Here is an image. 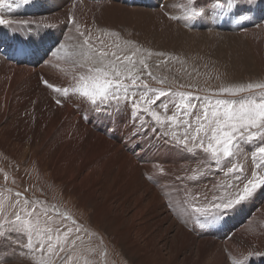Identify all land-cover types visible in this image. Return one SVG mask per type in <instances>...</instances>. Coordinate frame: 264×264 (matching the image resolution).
Wrapping results in <instances>:
<instances>
[{"label": "rangeland", "instance_id": "1", "mask_svg": "<svg viewBox=\"0 0 264 264\" xmlns=\"http://www.w3.org/2000/svg\"><path fill=\"white\" fill-rule=\"evenodd\" d=\"M204 1L210 5L208 0ZM259 3L263 5L264 1L257 0L253 5L258 6ZM76 13L77 11L73 10V16H76ZM0 15L9 21L17 17L7 13V9L0 11ZM163 16L165 19L175 20L171 23L180 25L179 28L183 29L180 32L192 33L195 36L190 37L187 42L186 38L183 40L168 38V41L174 43H168L166 46L163 43L152 44L148 40L145 43L141 42L137 38L139 33L136 32L140 26L153 27L158 31L151 35L157 41L163 40V37L158 34L167 31L166 28L172 29L161 22H152L148 16L139 17V19L135 16L130 18L135 19L133 23L128 22L129 25H137L135 31L133 27L126 31L124 30L126 26L115 28L101 26L109 30L108 35L111 34L110 36L96 32L99 30V25L95 24L93 26L95 27L94 35L88 38L85 35L80 37L81 47L79 50V47L74 50V60L72 63L65 60L63 67L76 71L75 78L81 83L80 77H77L78 71L100 66L98 63L101 59L100 53L102 51L106 53L107 55L103 57L105 64L115 65L117 70L121 71L120 77L117 78L110 72L107 79L112 82L113 88L118 87L117 80H119L129 89L128 99L123 98L124 89H119L120 109H117L115 101L111 102L110 125L118 122L121 114L124 115L125 129L132 127L131 121L137 124L138 119L139 125H143L142 128L139 126L141 130L149 135H146L149 139L142 142L145 148L152 147L154 150L157 147L159 154L163 153L172 158L177 157L174 150H180L179 163L169 161L166 163L163 160L166 164L161 168L162 174L158 176L154 175V171L159 167L138 166L139 175L144 177L146 173L152 174L154 179L151 180L159 182L160 187H153L158 195L155 206H148L144 209L134 219V222L142 229V233L143 231L146 233L145 238L153 242L155 249L167 258V249L164 248L165 241L168 240L167 243H169L174 239L173 230L179 226L176 223L178 220L174 221V219L179 214H185L184 210H189L183 204V200L185 201L181 192L184 188L183 179L187 181L186 186L189 185V187L186 189L191 193V195L186 194L187 196H192L194 200H200L201 196H205L203 202L212 207L223 199L235 197L238 191H242L247 180L253 179V173L257 176L264 174L261 171V168H264V161L260 159L261 154L253 155L255 149L264 144V139L255 138L250 143L242 144L237 156L222 158L220 165H217L210 158V154L204 153L200 147L195 149L194 154L182 150L186 135L189 148L192 147L193 135H197L198 139L203 138L204 146H207L208 137L203 131L197 133L196 129L198 125L207 127V120L212 118L211 105H214L217 99L231 101L235 105L241 99L250 96L260 98L264 95V89L260 88L236 96L221 92L224 87L264 84V32L258 31L256 27L250 32L247 31L245 38H240L229 45L225 42V38L239 37L238 34L241 32L229 28L211 31L207 35V30L199 31L200 29L196 28L203 22L199 20L197 23H192L189 18H186L188 15L185 10H179L177 14V10L175 12L170 9V12H166ZM79 22L93 21L79 19ZM183 27L195 32L185 30ZM78 31L81 32L80 28ZM83 37L87 40L83 41ZM147 42L150 45L146 44ZM58 51L59 48L56 53ZM79 55L83 56L82 59ZM3 66L0 63V69ZM129 77L136 79V85L132 84ZM144 85L152 90L149 95L154 96L159 90H165L168 93V96L161 97V100L168 104L167 109L157 107L160 101H157V104H148L147 97L141 103L140 109H133L132 103L139 97L133 96L131 90L143 88ZM205 100L210 101V104H205ZM173 102L178 104V107H174ZM189 104L192 107H189ZM145 107L149 109L148 112H144ZM152 111L161 117L162 124L154 119L151 115ZM10 113L19 118L14 107ZM174 114L175 121L167 119ZM197 115L200 116L199 120L195 119ZM20 119L23 122L12 125L8 133L5 132L7 124L0 126V264H135V260L132 261L124 252L123 247H120L122 244L114 245L112 241L115 236L112 220L115 217L114 212L105 205L93 207L91 204L81 203L83 199L90 201L91 181H94L99 168L104 175H107L113 172L114 163L108 161L106 167L92 168L82 178L75 179L74 162L72 160L67 162L63 160V155H56L52 152L57 148H53L50 153H45L44 157L41 155L43 149L40 147L35 151L28 147L21 149L20 141L23 137L14 127L26 126L27 121L25 118ZM120 123L118 130L122 125ZM94 124H97V119ZM153 126H155V131L152 130ZM177 141H180L179 145ZM161 143L163 144L162 150L159 149ZM154 160L158 159L154 158ZM229 160L237 164L240 172L233 173L227 170L232 166ZM192 161L197 162V166H193ZM185 162L190 164L180 168L174 167ZM167 165H173V167H167ZM118 172L123 174L121 170ZM127 173H131V170H127ZM68 175H71V178L65 181ZM177 177H179V182L176 184L175 178ZM122 179H125L123 182L131 181L124 174ZM135 185L133 184V187ZM165 193L175 202L177 214L174 215V211L171 214L167 202L160 198V195L163 196ZM97 194H99L97 202H101L104 194ZM179 194L183 198H180ZM250 199L248 203V200L244 202L242 207H236L233 213H228L221 222V225L225 227L220 226L221 228L218 227L215 232L228 238L232 236V233L245 231L244 238L236 237L238 242L249 244L253 249L258 248L262 252L260 254L255 252L254 255L259 257L251 253L246 257L247 253H244L242 249L248 246L236 245V238L220 245L205 240L207 237H197V240L201 239L203 242H212L210 244L217 245V249L205 252V255L211 258V262L206 264H219L217 251L222 252L224 256L221 264H264V187L258 189ZM206 210L211 211L212 208ZM95 213L97 218L94 220ZM166 213L168 218L165 216ZM129 215L130 212H127L124 217L128 219ZM185 215L187 217L188 212ZM123 222L126 225L129 224V221L125 219ZM186 222H189V218ZM190 232L192 233L193 230L190 229ZM193 235L192 233L191 236ZM185 244L186 239H183L177 252L172 254L165 263L198 264L196 259L185 261ZM4 250L5 255H2L1 252ZM145 255L149 261L146 260L145 264H156V259L151 253L147 252Z\"/></svg>", "mask_w": 264, "mask_h": 264}, {"label": "bare ground", "instance_id": "2", "mask_svg": "<svg viewBox=\"0 0 264 264\" xmlns=\"http://www.w3.org/2000/svg\"><path fill=\"white\" fill-rule=\"evenodd\" d=\"M208 1L210 5L204 0H31L28 5H19L12 10H7V13L17 16L13 17L12 21L27 20L28 24L0 25V63L4 65L0 69V126L7 124L5 132L8 133L10 127H13L12 125L22 123L23 120L20 118H25L27 121L26 126L14 127L19 135L23 137L20 141L21 149L28 147L35 151L40 147L43 149L41 155L44 157L45 153H50L53 148H57L52 152L56 155H63V160L67 162L68 160L74 162L75 179L82 178L92 168L106 167L108 161L114 163L113 172L107 175H104L100 170L101 168H99L94 181H91L90 201L87 202L83 199L81 203L85 202L93 207L105 205L110 211L114 212L115 217L112 220L115 236L112 241L114 245L116 243L122 244L120 247H123L124 252L132 261L135 260V264H145L148 255H145V253L147 252L155 257L156 264H167L165 262L172 254L177 252L179 245L183 243V239H186L185 261L196 259L198 264H206L211 262V258L205 255V252L217 249V245L210 243L215 242L221 245L238 236L244 238L245 231L232 233V236L228 238L216 234L218 232L215 231L218 227H225L221 225L225 217L210 223L205 216L196 212V208L211 209L212 207L203 202L205 196H201L200 200H194L192 196H187L191 193L187 191L186 187H189V185L186 186L187 181L183 179L184 188L181 190L185 197L183 204L189 208L188 211L183 210L185 214L188 212V216L179 214L176 219L172 217L174 221L178 220L176 223L179 226L173 230L175 232L172 235L174 239L169 243H167L168 240L165 241L164 248L167 249V258L161 254L162 252L156 250L153 242L145 238L146 233L144 231L142 233L139 225L136 226L134 219L148 206H155L158 195L154 188H159L160 184L151 180L154 179L152 174L146 173L143 175L144 177L139 175L140 169L138 166L144 168L159 167L154 171V175L158 176L162 174L161 168L168 161L179 163V160H181L178 155L180 150H174L177 157L172 158L163 153L159 154L157 147L154 150L152 147L145 148L142 142L147 141L149 135L141 130L138 119L137 124L131 121L132 127L125 129L124 115L121 114L118 117L119 121L110 125L111 103L108 112L93 110L95 106L75 91L80 85L75 78L76 74L74 73L76 71L65 69L63 67L65 65L64 61L68 60L72 63L74 50L76 47H79L78 50L81 47L80 37L83 35L87 38L93 36L95 32L93 26L95 24L99 25V30L96 32L104 33L107 36L111 35H108L109 30L101 26L113 28L126 26L127 28L124 29L126 31L133 27L135 31L137 25H129L128 23L135 21V19H130L134 16L138 19L139 17L145 18V16H148L152 22H161L166 27L172 28L171 30L166 28L167 31L158 34L163 37V40L157 41L151 35L158 31L153 27L144 28L140 26L136 32L139 33L137 38L141 42L145 43L148 40L149 43H155L156 45L163 43L166 46L168 43H174L168 41V38L170 40H183L186 38V42L189 41L188 39L195 36V34L180 32L183 31L179 28L180 25L171 23L175 20L164 18L163 15L170 12V9L175 10V12L177 10V14L179 10H185L188 15L193 8H202L203 14L200 17H191L189 20L192 23L202 21L203 23L196 28H199V31L207 30V35L211 31L215 32L229 28L241 32V34H238L239 37L225 38V42L229 45L240 40V38L247 35V31L250 32L256 27H258V31L264 32L262 30L264 29V4L259 3L258 6L241 4L229 10L226 7L219 6L226 4V0ZM185 7L187 8L185 9ZM73 10L77 11L76 16H73ZM79 19L93 22L82 23L79 22ZM78 28L81 32L78 31ZM183 28L189 30L187 27ZM189 31L195 32L193 30ZM82 40L86 41L87 39L83 37ZM148 42L146 44L150 45ZM82 44L84 45L83 42ZM57 48H59V51L56 53ZM20 49H24L25 54H20ZM79 57L82 59L83 56L79 55ZM77 74V77H81L88 76L90 73L85 69L79 70ZM45 80L53 84L54 87H67L69 89L68 96L47 87L44 84ZM58 99L61 103L56 102ZM13 107L19 118L10 113ZM96 119L97 124H94ZM119 122L122 125L118 130ZM134 124L139 131V135H135L133 132ZM159 149H163L162 143ZM154 158L158 160L155 161ZM163 160L166 163H163ZM186 163L174 167L180 168L190 164L189 162ZM192 165L197 166V162L192 161ZM167 167H173V165H167ZM119 170L131 181L123 182L125 179H122L123 174L121 172L117 173ZM127 170H131V173H127ZM69 178H71V175H68L64 180L66 181ZM178 179L179 177L175 178L176 184L179 182ZM133 184L136 185L133 187ZM177 192L180 193V190L177 189ZM97 193L104 194L101 202H97V195H99ZM179 197L183 198L180 194ZM160 198L162 201L167 202L171 214H173L172 211H174V215L177 214L174 206L175 202L166 193L163 196L160 195ZM127 212H130L128 219L124 217ZM229 213H233V210ZM165 216L168 218L167 213ZM96 218L97 214L95 213L94 220ZM188 218L189 222H186ZM123 219L129 221V224L126 222L128 226L123 222ZM190 229L193 230L194 238L191 236ZM197 237H207L205 240L212 242H203L201 239L197 240ZM235 240L238 246L240 244L248 246L242 249L244 253H247L246 257L250 253L254 255L255 252L257 254L262 252L258 248L253 249L249 244L238 242L237 238ZM228 246L231 247V245ZM217 252V260L221 264L224 256L222 252ZM1 253L5 255V250ZM254 256L259 257L258 255ZM150 258L152 257L150 256Z\"/></svg>", "mask_w": 264, "mask_h": 264}, {"label": "snow or ice", "instance_id": "3", "mask_svg": "<svg viewBox=\"0 0 264 264\" xmlns=\"http://www.w3.org/2000/svg\"><path fill=\"white\" fill-rule=\"evenodd\" d=\"M256 2L257 0H226V4H221L219 6L231 10L241 4L253 5ZM29 3H31V0H0V11L5 9L12 10L19 5H28ZM202 14V8H193L186 18L200 17ZM12 23L26 25L29 22L27 20L9 21L0 15V25H10ZM19 51L20 54H25L24 49H20ZM106 55L107 54L104 52L100 53L101 59L98 61L100 66L89 68L88 72L90 74L88 76H81V83L79 87L75 89L79 96L86 98L87 101L95 106L93 110L98 112H108L109 105L112 101H115L117 109H119L121 100L120 88L124 89L123 96L125 99H128L129 96V89L119 80H117L118 87L113 88L112 82L107 79L110 72L115 77H120L121 71L117 70L115 65L105 64L103 57ZM129 78L132 80V84L136 85V79L132 77ZM44 84L52 88L53 91L61 93L64 96H68L69 94V89L67 87H54V85L47 80L44 81ZM255 88L264 89V84H248L247 86H237L234 88L224 87L221 89V92L236 96L243 92H251ZM150 92H152V90L148 89L147 85H144L143 88H133L131 90L132 95L139 97L138 100L133 101V109H140L141 103L145 101L146 97L148 104H157V101H160L157 107H164L167 109L168 104L161 100V97L168 96V93L165 90H159L155 92L153 96L149 95ZM56 102L61 103L59 99ZM205 104H210V101L205 100ZM173 106L178 107V104L173 102ZM189 107H192V105L189 104ZM211 108L212 118L207 120V127H205V125H198L196 129L197 133L203 131L208 137L207 146H204L203 138L198 139L197 135H193L191 138L192 147L189 148L188 136L186 135L183 142V151L194 154L195 149L200 147L204 153L210 154V158L214 160L217 165H220L222 158L237 156L241 150L242 144L250 143L255 138L264 139V95L260 98L250 96L241 99L240 102L235 105L231 101L217 99L215 104L211 105ZM148 111L149 109L145 107L144 112ZM187 114L190 115V113ZM151 115L157 122L163 123L161 117L157 115L155 111H152ZM205 116L207 117V113H205ZM167 119L175 121L176 116L174 114ZM195 119L199 120L200 116L197 115ZM140 127L142 128L143 125ZM253 129L255 131H252ZM152 130L155 131V126H153ZM133 132L135 135H139V131L135 124L133 125ZM130 135H132V133H130ZM237 137H239V139ZM166 142L170 143L169 141ZM179 144L180 141H177V145ZM256 153L261 154L260 159L264 161V144L256 148L253 155L255 156ZM229 163L232 164V166L227 169L229 172H240V168L237 164L232 163L231 160H229ZM261 171L264 172V168H261ZM237 179H239V177H237ZM262 187H264V174L257 176L256 173H253V179L247 180L242 191H238L235 197H229L215 203L211 211L196 208V212L205 216L210 223L215 222L222 217H226L228 213L236 207H242L243 203L252 198L255 192Z\"/></svg>", "mask_w": 264, "mask_h": 264}]
</instances>
